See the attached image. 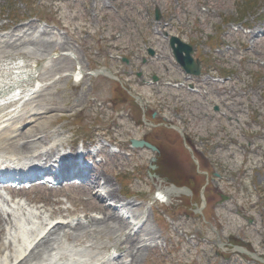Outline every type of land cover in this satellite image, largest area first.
Masks as SVG:
<instances>
[{"label":"rangeland","instance_id":"rangeland-1","mask_svg":"<svg viewBox=\"0 0 264 264\" xmlns=\"http://www.w3.org/2000/svg\"><path fill=\"white\" fill-rule=\"evenodd\" d=\"M155 5L164 18L158 27ZM44 23L46 34L39 33L34 45H27L38 50L40 61L33 64L37 79L46 73L49 90L40 94L55 110L46 116L57 119L49 130L63 131L62 137L80 151L83 143L103 146V156L92 161L87 178L98 168L101 178L111 180L115 195L105 197L104 207L120 199L147 210L162 244L150 247L139 264H258L249 258L241 261L226 244L244 247L239 241L245 240L247 247L264 253V0H0L1 35ZM161 29L192 44L194 56L205 59L208 70L229 71L224 87H204L211 105L221 110L210 122L218 133L210 136L201 116L203 127L196 130L189 116L181 123L184 108L205 102L200 95L148 87L137 77L138 72L147 79L150 74L135 57L145 55L150 46L164 50ZM51 30L57 33H48ZM125 57L129 65L123 63ZM79 66L90 71L108 68L114 78L88 75L77 83L72 74ZM159 75L179 78L162 69ZM177 127L187 128L195 148ZM132 139L147 140L159 152L132 148ZM212 170L223 180L212 181ZM159 185L186 190L162 202L156 199ZM219 192L230 197L220 206ZM20 196L38 204L60 200V206L49 208L67 207L74 212L69 217L99 213L98 199L78 182L57 189L38 186ZM237 209L254 222L237 215Z\"/></svg>","mask_w":264,"mask_h":264},{"label":"bare ground","instance_id":"bare-ground-1","mask_svg":"<svg viewBox=\"0 0 264 264\" xmlns=\"http://www.w3.org/2000/svg\"><path fill=\"white\" fill-rule=\"evenodd\" d=\"M46 31L29 25L0 36V167L17 172L37 163L47 168L50 160L56 165L59 162L62 180L72 185L68 173L78 165L74 160L78 150L75 142L62 137L63 131L49 130L57 119L46 116L55 110L40 94L49 90L44 83L46 73L37 79L38 68L33 64L40 61L36 58L38 50L27 45H34L35 35ZM91 74L98 75L79 66L72 75L78 83ZM97 170L92 171L94 177L85 184L92 199H98L96 215L69 217L74 212L67 207L49 208L52 204L60 206V200L39 205L28 198L10 201L0 190V264H139L151 246L161 245V235L150 226L146 209L126 202L130 220L110 204L103 206L105 197H113L115 191L111 180L101 178ZM79 174L84 177L83 171ZM101 180L104 182L99 189ZM185 190L159 185L156 199L166 202L170 195Z\"/></svg>","mask_w":264,"mask_h":264},{"label":"flooded vegetation","instance_id":"flooded-vegetation-1","mask_svg":"<svg viewBox=\"0 0 264 264\" xmlns=\"http://www.w3.org/2000/svg\"><path fill=\"white\" fill-rule=\"evenodd\" d=\"M141 64L144 65V67H146V69L149 71L150 76L148 78V84H150L152 87H160V85H161V78L159 76V72L161 71V69H162V71H164V70L165 71H168V72L170 71L168 69V67L166 66V64L165 63H160L158 61H150V60L147 61V60H143V59H141ZM161 67H163V68H161ZM206 105L207 104H205V105L202 106V104H199V105H196L195 108L192 107V106L191 107H188V108L186 107L182 111V113H184V117L183 116H180V117H181V123H183L184 125L189 120V118L187 116L191 117L193 119V121H194L193 125H194V129L195 130L198 127V125H199V127L200 126L203 127V124H201V121H200L201 120L200 119V116L203 117L207 121L206 124H208V125L205 126L206 128L205 127H203V128L207 132L209 130L208 133H210L209 135L211 136L212 133H214V132L215 133H218L219 131H218L217 128L215 130H212L211 123L209 122V119H212V118L209 117V112L205 111L206 108H207V107H205ZM200 108L202 109V111L201 110L200 111L198 110ZM218 110H219V108H218ZM213 111H215V108L213 109ZM180 114H181L180 112L177 113V115H180ZM190 126H191V123H190ZM223 129L224 128L221 127V130H223ZM186 130H187V128H182L181 129V131L183 132V136L185 138L182 136L181 133H179V134H180V136H181L182 139H185L187 142H189L192 145V147H194V143L193 142L195 141V138H193L191 135L187 134ZM197 152H201V151H197ZM211 173L213 174L214 172L212 171ZM215 188L217 190V187H215Z\"/></svg>","mask_w":264,"mask_h":264},{"label":"water","instance_id":"water-1","mask_svg":"<svg viewBox=\"0 0 264 264\" xmlns=\"http://www.w3.org/2000/svg\"><path fill=\"white\" fill-rule=\"evenodd\" d=\"M155 16L157 20L161 18L160 10L158 8L155 9ZM175 44H177V46H175ZM170 45L173 49V54L177 62L183 67V69L189 74L199 75L201 63L199 60L195 61L193 59L192 55L194 53V49L192 45L184 43L179 38L174 36L170 39ZM132 142L136 146L146 145L152 150H156L154 146L145 141L133 140Z\"/></svg>","mask_w":264,"mask_h":264}]
</instances>
